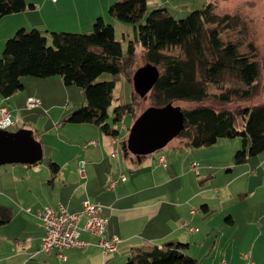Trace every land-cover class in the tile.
<instances>
[{"label": "crops", "instance_id": "obj_1", "mask_svg": "<svg viewBox=\"0 0 264 264\" xmlns=\"http://www.w3.org/2000/svg\"><path fill=\"white\" fill-rule=\"evenodd\" d=\"M113 1L102 0L99 6L93 9L89 6L86 14L82 15L81 2L69 1L67 5L66 0H31V7L0 18V52L5 39L19 27L87 32L95 17L106 18L108 6ZM182 3L186 4V0H181ZM178 6L168 7L166 0H147L146 9L166 7L170 12ZM27 77L22 80V89L8 97L0 96V105L5 103L19 116L32 109L25 106L27 97L36 96L40 105L35 108L48 112L55 109L50 94L54 92L51 86L56 76ZM58 79L56 86L67 91L68 88L61 86L66 84ZM66 103L63 102L62 107L67 108L69 104L65 106ZM141 110L134 109L128 123L123 120L128 114L124 115L117 133L104 139H100L99 127L90 122L72 126H68L72 122H66L59 132V115L54 111L53 115L50 114L57 126L53 144H58L59 149L53 147L51 152L59 150V158L51 160L50 152L49 160L45 161L40 158L30 164H0V206L10 210L9 219L0 223V264H123L131 250L144 242H182L186 243L184 251L187 252L197 240L206 239L212 233L208 255L213 250L215 255L210 261L207 258L205 264H221V259L224 264H256L252 257L258 261L262 258L264 215H259V211L252 212L243 220V227L239 230L240 225L231 212L225 214L228 211L224 207L228 191L214 196L205 194L206 187L199 188V182L208 179L209 175L197 178L192 173L211 166L193 161L192 150H187L190 146L184 143L182 137L175 136L160 150L148 154L136 155L127 150L124 143L129 126ZM28 129L35 132L40 145L44 144L37 129ZM62 131L74 134L75 140L66 141L64 136L63 139ZM90 139L95 143L83 147ZM174 139L177 142L167 146ZM74 142H80V146L74 147ZM51 161L58 165L56 173L49 167ZM120 173L125 175V179L110 186V176ZM86 199L102 205L101 214L106 217L104 236L110 238L115 235L118 238L116 250L102 252L98 245L99 237L84 230H80V237L89 241L84 247H67L61 252L63 256L56 251L40 250L44 227L39 212L45 207L56 209L59 205L69 212H77ZM211 200L220 203V212L211 208ZM198 205L206 214L214 210V217L225 214L223 220L218 218L215 225L211 219L201 215ZM83 221L82 216L80 226ZM197 224L203 225V228L197 229ZM247 226L254 229L255 235L245 245L241 237L243 231L246 233ZM241 248L249 249L239 255ZM245 254L248 256L245 257Z\"/></svg>", "mask_w": 264, "mask_h": 264}, {"label": "trees", "instance_id": "obj_2", "mask_svg": "<svg viewBox=\"0 0 264 264\" xmlns=\"http://www.w3.org/2000/svg\"><path fill=\"white\" fill-rule=\"evenodd\" d=\"M222 1L210 0L182 18L173 17L166 7L147 12V0H116L108 6L107 13L133 26L134 38L129 40L128 52L133 54L136 44H140L145 62L158 68L159 75L148 91L151 105L194 103L181 106L184 127L177 136L190 147L208 146L220 137L242 136L243 147L234 154L235 162H242L246 158V143L249 142L250 155L264 148V103L242 108L241 129L235 126L237 114L203 103L246 100L256 90V48L247 39V29L238 12L215 10ZM31 6L28 0H0V18ZM226 31L239 35L232 39L224 35ZM114 32V26L102 16L94 19L89 33L17 28L0 52V96L8 97L22 89V76L60 75L64 84L81 88L85 101L66 113L62 123L90 122L104 133L115 135L117 129H110L107 122L115 80L96 81L104 71L114 76L120 71L122 50ZM244 40L247 51L242 52L240 45ZM210 86L214 91L209 90ZM134 109L129 102L114 105L113 121H120ZM31 133L39 143L35 132ZM49 167L53 173L58 170L53 161ZM9 217V208L0 206V223ZM185 245L144 242L131 250L123 264H196L184 251Z\"/></svg>", "mask_w": 264, "mask_h": 264}, {"label": "rangeland", "instance_id": "obj_3", "mask_svg": "<svg viewBox=\"0 0 264 264\" xmlns=\"http://www.w3.org/2000/svg\"><path fill=\"white\" fill-rule=\"evenodd\" d=\"M29 2L31 0H28ZM69 1H77L81 2L83 5H80L81 14H86L88 7L90 6L92 9L95 6H99L102 0H69ZM68 0H66L67 5L70 4ZM116 1V0H114ZM113 1V2H114ZM112 2V3H113ZM209 2V0H186V4L182 3L181 0H166V6L172 7L176 5L178 6L175 10H171L170 14L175 18L185 17L191 10L201 8L203 4ZM155 7H150L146 11L149 12L151 9ZM171 9V8H170ZM169 9V10H170ZM215 10L219 13L224 12H238L240 14L241 20L244 23V27L247 29L246 36L248 40H251L253 45L257 51V62L259 67V72L256 78V90L251 95L250 98L246 100H234L228 103H216L212 100H206L203 103L215 106L216 108L229 109L235 114H237V119L235 121V126L238 129L243 127V119L240 117V113L243 107L246 105H259L264 103V0H224L219 2L215 8ZM96 18V17H95ZM94 18V19H95ZM107 23H111L115 29V38L119 40L121 44L122 54L120 57V71L114 76L110 74V72L104 71L100 73L96 81L114 79L115 85L112 89V102L108 107V118L107 122L110 125V129H120L121 124L120 121H113V112L112 109L116 104L123 103H133L136 110L143 109L148 105H151L150 101V93L147 92L146 96H139L134 88L132 83V74L133 71L140 65L145 63L144 55L141 51V45L136 44L135 51L133 54L128 52V43L129 40L134 38V30L133 26L130 23L122 22L118 19H115L109 15L104 18ZM94 21V20H93ZM93 24V22H92ZM26 29L34 28L33 26L25 27ZM37 28V27H36ZM241 28V27H240ZM44 30V29H42ZM91 29L87 32H75L70 30H60L64 32L71 33H89ZM224 35L229 36L232 39H236L239 33L236 31H226ZM242 35V34H241ZM49 39V35H48ZM6 40V39H5ZM5 42V41H4ZM49 42V40H48ZM51 42V41H50ZM49 42V43H50ZM247 40L242 41L240 45V51H247L246 46ZM27 78H32L30 75ZM55 79V83L51 86V89L54 91L50 96L52 100H54L55 109L52 111H45L44 109L38 108H29L31 110L24 111L19 114L20 121L16 126H12L11 129L15 130L21 127L24 128H32L37 129L40 132V135L43 137V143L41 144L42 151V160H49V154L51 149L54 147L58 148V144H53L55 142V136L53 133H56V127L58 126L59 132L63 128L65 123H62V117L73 110L75 107H78L85 103L83 93L80 87L75 85H61L65 86L64 88H68L67 91L62 89V87L56 86V82H58V78H60V82L62 84L63 81L60 75H52ZM25 76L21 77L23 80ZM41 80V79H40ZM60 86V85H59ZM211 91H214V88L210 86ZM66 103L65 106L69 104L67 108L62 107V103ZM5 104V103H3ZM182 107L192 106L194 103L192 102H178L175 103ZM27 108V107H26ZM28 109V108H27ZM57 112L59 115L58 125L55 127L54 122L50 118V114L53 112ZM142 111V110H141ZM53 115V114H52ZM56 115L54 116V119ZM131 118V115L128 114L123 119L125 123H128ZM68 126H72L71 124L77 123H68ZM64 132V133H63ZM62 137L64 136L67 140H75L74 134H68L69 132L62 131ZM76 134V133H75ZM100 139L105 138L108 134L99 130ZM63 137V139H64ZM177 142V139H174L170 144ZM74 147L76 145L80 146V142H74ZM186 147V146H184ZM243 147V139L242 136H235L231 138L220 137L216 140L215 143L208 146H199V147H189L187 150H192V160L204 165H210L209 169H201L199 172L192 173L197 178L209 175L208 179H203L202 182H199V188L204 186L207 188L205 194L217 196L220 192L224 195V193L228 191V201L224 203V207L228 209L225 211V214H231L237 219V224L243 227V220L248 216H251V213L254 211H259V215H264V149L260 152L250 155L248 154V147L246 149V159L244 162L235 163L234 154L237 149ZM59 149V148H58ZM160 150V149H159ZM52 159L59 158V150H53L51 152ZM63 154L60 156L62 157ZM262 160V161H261ZM8 164V163H7ZM4 166V165H3ZM196 174V175H195ZM224 192V193H223ZM211 208H214L216 211H219L221 205L220 203H215V200H211L210 202ZM201 215L211 219V222L217 225L216 220L219 218L220 220L224 218V215H215L214 210L209 213H203L200 206L197 207ZM220 212V211H219ZM248 213V214H247ZM263 225H264V218ZM198 228H203V225L197 224ZM264 230V226L262 228ZM213 234V233H212ZM212 234L206 239L197 240L193 247L187 250V254L196 260V264H205L207 262V258L209 261L211 257H214L215 251L213 250L212 254L209 256L208 253L210 251L212 241ZM245 235V236H244ZM254 229H250L249 226L246 227V233L243 231V236L241 237L245 245L252 241L254 238ZM264 240V235H262ZM204 245H207L206 247ZM215 249V248H214ZM249 249V248H248ZM247 248H241L238 254L242 255L244 252L248 250ZM203 251V253L201 252ZM203 255V256H202ZM252 257V255H251ZM205 261H204V260ZM254 263L264 264V246L262 250V258L259 261L254 257H252Z\"/></svg>", "mask_w": 264, "mask_h": 264}, {"label": "water", "instance_id": "obj_4", "mask_svg": "<svg viewBox=\"0 0 264 264\" xmlns=\"http://www.w3.org/2000/svg\"><path fill=\"white\" fill-rule=\"evenodd\" d=\"M159 75L158 68L145 62L132 74L135 92L144 96L152 88ZM184 127V114L180 105L167 102L163 105H148L129 126L125 144L136 155L151 153L166 145ZM42 156L40 144L28 128L0 129V164L33 163Z\"/></svg>", "mask_w": 264, "mask_h": 264}, {"label": "built area", "instance_id": "obj_5", "mask_svg": "<svg viewBox=\"0 0 264 264\" xmlns=\"http://www.w3.org/2000/svg\"><path fill=\"white\" fill-rule=\"evenodd\" d=\"M54 1V0H53ZM25 106L34 108L40 105V99L36 96H29L26 99ZM20 118L18 114L7 108L6 105H0V129L12 130ZM95 141L87 140L83 147L94 144ZM125 175L120 173L116 176H110L109 185L114 186L119 180H124ZM102 205L97 201L84 200L82 207L77 212H69L63 205L56 209L45 207L39 212V217L44 227V234L40 242V250L49 252L56 251L60 256L62 250L70 246L84 247L89 241L80 237V230L87 231L99 237L98 245L102 252L111 253L116 250L118 238L113 235L110 238L104 236L106 229V217L101 214ZM84 217L83 224L79 225V220ZM248 255L245 254V257ZM224 264V260H220Z\"/></svg>", "mask_w": 264, "mask_h": 264}]
</instances>
